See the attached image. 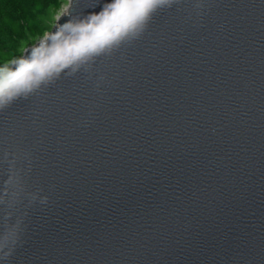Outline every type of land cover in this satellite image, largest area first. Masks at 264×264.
<instances>
[{"label":"water","instance_id":"obj_1","mask_svg":"<svg viewBox=\"0 0 264 264\" xmlns=\"http://www.w3.org/2000/svg\"><path fill=\"white\" fill-rule=\"evenodd\" d=\"M0 264H264V0H169L0 108Z\"/></svg>","mask_w":264,"mask_h":264},{"label":"clouds","instance_id":"obj_2","mask_svg":"<svg viewBox=\"0 0 264 264\" xmlns=\"http://www.w3.org/2000/svg\"><path fill=\"white\" fill-rule=\"evenodd\" d=\"M169 0H106L99 12L57 23L22 56L0 65V108L27 97L65 69L74 73L94 57L143 29L155 9ZM60 21V17L57 18Z\"/></svg>","mask_w":264,"mask_h":264},{"label":"rangeland","instance_id":"obj_3","mask_svg":"<svg viewBox=\"0 0 264 264\" xmlns=\"http://www.w3.org/2000/svg\"><path fill=\"white\" fill-rule=\"evenodd\" d=\"M64 0H4L8 5L21 11V19L6 23L17 39L18 48L26 42L36 40L48 31L61 12ZM18 49L10 48L0 51V65L10 62V58Z\"/></svg>","mask_w":264,"mask_h":264},{"label":"trees","instance_id":"obj_4","mask_svg":"<svg viewBox=\"0 0 264 264\" xmlns=\"http://www.w3.org/2000/svg\"><path fill=\"white\" fill-rule=\"evenodd\" d=\"M4 0H0V51H5L10 48L18 49V41L14 37L7 24L21 19L22 13L11 6L3 5Z\"/></svg>","mask_w":264,"mask_h":264}]
</instances>
